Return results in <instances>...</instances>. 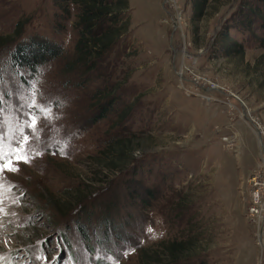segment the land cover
<instances>
[{
    "label": "rangeland",
    "instance_id": "374dc122",
    "mask_svg": "<svg viewBox=\"0 0 264 264\" xmlns=\"http://www.w3.org/2000/svg\"><path fill=\"white\" fill-rule=\"evenodd\" d=\"M128 1V32L84 83L62 70L77 38L72 4L65 17L53 0H0L1 37L21 21L22 39L35 33L63 48L29 76L10 68L0 45V151H11L23 129L40 153L29 163L14 161L19 171L0 177V264H163L161 246L188 238L191 264H264L247 215V178L259 146L243 115L264 128V20L240 7L254 0L216 1L194 20L190 0ZM230 42L243 52L225 49ZM99 86L115 90L123 102L115 109L127 111L124 122L138 143L131 153L136 176H106L92 164L119 131L112 113L92 120ZM33 101L51 114H38L39 140L23 115L37 111L28 107ZM130 179L142 195L152 192L148 207L140 197L130 200ZM107 200L119 234L98 231L97 239L89 225Z\"/></svg>",
    "mask_w": 264,
    "mask_h": 264
},
{
    "label": "trees",
    "instance_id": "16d2710c",
    "mask_svg": "<svg viewBox=\"0 0 264 264\" xmlns=\"http://www.w3.org/2000/svg\"><path fill=\"white\" fill-rule=\"evenodd\" d=\"M216 1L220 2L222 0H190L192 20L202 19L206 16L209 7H212V4ZM53 2L61 9L65 17L70 16V4H72L75 10L73 27L76 29L77 38L71 58L63 64L62 70L68 74L77 73L80 77H84L82 80H85L84 83L89 82L93 80L92 72L102 66V63L108 59L114 48L122 41L124 34L128 32L130 24L128 16L129 1L53 0ZM240 7L246 9L244 10V12L247 11L246 16H261L264 20V0L242 3ZM23 25L24 23L18 21L12 35L0 36V45H3L8 50L7 60L10 68L18 72L24 70L29 76H32L37 72L39 67L61 57L63 48L62 45L52 39L35 33L22 39L24 31ZM220 35H223V40H225L226 33H220ZM213 41L208 40L207 45H211ZM235 46L239 45L235 42H230L226 44L225 49ZM239 52H243L241 46H239ZM96 95H98L97 107L99 111L97 115L93 116L92 120H100L112 113L113 116H116L114 124H119L117 128L119 131L115 136L112 135L111 140L107 142L104 148L100 149L96 155L91 156L92 164L97 165L98 170L100 172L104 171L106 176L108 174L114 175L122 172L136 176L139 171V166L135 164L131 153L138 146V143H133V139H135V136L132 137L133 130L130 129L127 124L128 122H124L127 119V111L123 109L121 111L122 113H119L115 109L116 106L123 103L121 97L115 90L107 92V89L103 86L97 88ZM125 184L132 202L134 197H140V205L143 208L149 206L152 198L150 189L144 188V195H142V191L139 190L143 186L139 182L130 179ZM112 198L113 194L111 200ZM79 200L77 199L76 201ZM111 200L103 203L101 206V210L103 211L95 218L96 221L89 225L95 230V238L98 236V231L103 235V238H109L110 234L115 238L119 234L115 228L111 229L109 222L111 218V216L109 217L111 215ZM85 216H88L86 212ZM189 239H172L164 246L162 245L161 250L167 258L163 264H191L190 259L193 255L189 252L190 247L186 245L190 242ZM102 240L105 241V239ZM146 250V248H142L139 251L141 261ZM155 262L156 264H161V261L155 260Z\"/></svg>",
    "mask_w": 264,
    "mask_h": 264
},
{
    "label": "built area",
    "instance_id": "2783aa9c",
    "mask_svg": "<svg viewBox=\"0 0 264 264\" xmlns=\"http://www.w3.org/2000/svg\"><path fill=\"white\" fill-rule=\"evenodd\" d=\"M245 112V111H243ZM257 137L259 161L247 178L248 186V218L256 228L257 243L264 252V128L248 114L243 113Z\"/></svg>",
    "mask_w": 264,
    "mask_h": 264
},
{
    "label": "snow or ice",
    "instance_id": "6c2138e0",
    "mask_svg": "<svg viewBox=\"0 0 264 264\" xmlns=\"http://www.w3.org/2000/svg\"><path fill=\"white\" fill-rule=\"evenodd\" d=\"M30 109H36V112H28L23 115H26L28 119L25 121L26 127L30 130L31 136L35 137L37 140H39V135L37 132V123L39 117V113L46 112L48 113L43 118L44 119H50L51 114L50 110L41 108L39 105L33 101L28 105ZM6 136V133L0 132V144L4 142V138ZM30 135L29 132L24 131L21 129L20 137L16 138L14 137L13 141L10 142L11 151H9L7 154H5L3 151H0V177L3 176V173L5 170L7 171H19L18 166L14 165V161L20 162L23 161L24 163H29L31 156L34 155H40L39 152H36L34 149L30 148L29 144ZM56 151H62L61 148H58ZM55 154V152H53ZM149 231H151L149 229Z\"/></svg>",
    "mask_w": 264,
    "mask_h": 264
},
{
    "label": "water",
    "instance_id": "95a60500",
    "mask_svg": "<svg viewBox=\"0 0 264 264\" xmlns=\"http://www.w3.org/2000/svg\"><path fill=\"white\" fill-rule=\"evenodd\" d=\"M164 1H165V0H164ZM162 4H164V3H162ZM176 26H177V23L174 22V24H173V29H174V30H175V27H176ZM177 73H178V72H177ZM178 75L180 76V78H185V77H182L180 73H179ZM185 79H186V78H185ZM204 90L207 91L208 89H207V88H204ZM230 95H231V94H230ZM239 100H240V99H239ZM240 101H241V100H240ZM241 102H242V101H241ZM244 109H245V108H244ZM244 111H245V110H244Z\"/></svg>",
    "mask_w": 264,
    "mask_h": 264
},
{
    "label": "bare ground",
    "instance_id": "6f19581e",
    "mask_svg": "<svg viewBox=\"0 0 264 264\" xmlns=\"http://www.w3.org/2000/svg\"><path fill=\"white\" fill-rule=\"evenodd\" d=\"M165 1H167V0H165Z\"/></svg>",
    "mask_w": 264,
    "mask_h": 264
}]
</instances>
